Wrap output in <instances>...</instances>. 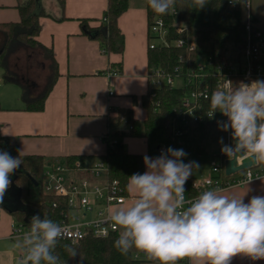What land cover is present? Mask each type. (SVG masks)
<instances>
[{"label":"trees","instance_id":"obj_1","mask_svg":"<svg viewBox=\"0 0 264 264\" xmlns=\"http://www.w3.org/2000/svg\"><path fill=\"white\" fill-rule=\"evenodd\" d=\"M59 1L64 6V0ZM146 1L149 28L156 16L162 17L169 29L168 38L170 40L186 38L194 44V48H180L175 45L149 48V74L155 69L174 73L175 69L180 66L181 75L184 76L186 84L183 87L166 84L155 88L148 77V92L141 97L146 118L141 121L135 118L131 109H121L118 123L126 125L128 129L110 131L109 136L104 138L107 150L102 158L108 167L106 179L108 181L117 180L124 194L127 195H129L126 188L128 176L137 172L143 173L145 166L144 154L131 153L127 150L126 137L145 138L147 152L151 157L158 156L159 147L165 145L166 148L171 146L184 149L188 154L185 158L188 160L200 155L228 158L221 152L222 145L219 140L223 137L224 144H227L230 133L220 131L217 126V121L226 120V117L219 112L213 118L208 116L212 90L210 89L209 97L201 101L200 109L195 111L197 116L195 119L189 113L185 114L183 98L196 86V79L190 75V70L203 57L209 55L228 54L230 60L240 59L246 49L249 32L244 0H208L206 6L201 9H196L192 0H177L175 8L164 16L155 13L149 7L148 0ZM16 7L19 11V20L0 22V64L3 79L5 83H14L21 87L26 110L42 111L59 76L53 51L37 39L41 29L40 18L46 13L40 7L39 0H17ZM128 7L129 0H108L105 11L106 21H102L95 27L89 26L86 19L81 22L85 34L99 40L105 53L121 54L124 52L125 36L119 26V18ZM258 21L257 16L252 12L250 30L253 41L256 40V33L259 29ZM179 23L186 26L183 33L177 30ZM27 50H40L42 60L46 64V77L41 90H31L32 85L28 76L21 74L12 64L14 55ZM115 69L121 73L122 63H119ZM235 82L238 81L235 80ZM174 127L181 131L180 135H175ZM3 145L12 157H19L22 165L11 174L10 187L3 201L0 202V206L8 210L16 221L27 223L31 217L39 214L41 218L47 216L60 223L67 208L66 198L44 190V173L50 164L49 160L41 154H20L18 148L10 143L9 138L0 132V151L3 150ZM85 158V155H71L59 159L54 164L66 165L73 170L77 168V161L84 166ZM252 169L264 173V166H256ZM242 173L243 171L231 176L222 174V178L225 183H234ZM185 188L187 195L191 198L204 191L195 188L190 179L186 182ZM33 191L37 192L38 200H33ZM12 192L13 195H11ZM118 235L119 231H114L107 237L88 235L76 244H72L68 239H62L56 252L61 259L67 260V264L154 263V261H149L142 252L133 251L128 255L118 252L114 247V241ZM65 244L75 246L80 256L77 255L75 259H70L64 250L63 245ZM181 263L182 261L178 262V264Z\"/></svg>","mask_w":264,"mask_h":264},{"label":"clouds","instance_id":"obj_2","mask_svg":"<svg viewBox=\"0 0 264 264\" xmlns=\"http://www.w3.org/2000/svg\"><path fill=\"white\" fill-rule=\"evenodd\" d=\"M246 2V0H245ZM177 0H148L149 7L164 16ZM196 9L208 0H192ZM219 112L226 120L218 129L229 132L232 143H219L230 160L246 157L252 166H264V80L248 83L224 81L210 96L208 116ZM188 154L171 146L151 157L145 154L143 173L128 176L127 191L135 196L129 206H117L107 217L119 235L115 249L122 255L136 251L158 264H232L237 256L251 261L264 260V195L225 194L221 187L209 188L186 198V182L196 161L185 163ZM19 157L0 151V202L10 187V176L20 166ZM65 227L39 214L31 217L29 229L15 237L14 247L21 252L19 264H67L56 248L64 238ZM70 259L80 256L78 249L63 245ZM81 258V257H80ZM82 261V258H81Z\"/></svg>","mask_w":264,"mask_h":264},{"label":"crops","instance_id":"obj_3","mask_svg":"<svg viewBox=\"0 0 264 264\" xmlns=\"http://www.w3.org/2000/svg\"><path fill=\"white\" fill-rule=\"evenodd\" d=\"M39 2L46 15L40 18L37 39L53 51L59 76L46 99L44 110L29 111L25 108L21 87L5 83L2 73L0 132L9 138L20 154L44 155L49 160L48 166L71 155H85L84 167L89 168L103 160L107 132L128 129L118 123L121 109H131L135 118L141 121L146 118L141 97L149 89L147 1L129 0L128 9L119 18L125 36V49L121 54L105 53L99 40L85 34L81 25L85 19L91 27L104 21L108 0H64V6L59 0ZM16 5L17 0H0V22L19 20ZM256 16L259 20L257 26L264 29V15ZM32 51L28 54L30 74L26 75L32 89L37 91L45 81L46 64L40 50ZM32 56L38 57V61ZM119 63H122L120 74L111 78L100 74L115 69ZM37 71L44 74V78H34ZM2 81L4 85H1ZM111 90L113 95H110ZM125 145L131 153L148 155L145 138L126 137ZM193 173L189 178L192 182L196 181ZM87 174L81 170L73 171L70 176L76 178ZM225 189V194L238 196L249 189L244 197L247 202L253 195H264V176ZM129 196L132 199L111 205L109 211L117 206L131 205L135 196L130 193ZM14 221L15 217L0 206V264H19L21 252L14 247L15 239L11 237ZM232 264H264V260L253 262L237 256Z\"/></svg>","mask_w":264,"mask_h":264},{"label":"built area","instance_id":"obj_4","mask_svg":"<svg viewBox=\"0 0 264 264\" xmlns=\"http://www.w3.org/2000/svg\"><path fill=\"white\" fill-rule=\"evenodd\" d=\"M243 5L247 13V46L243 55L238 60H230L228 54L209 55L203 57L202 60L190 70V75L196 79V86L189 91L183 98V106L185 114L189 113L195 119V111L200 109L201 101L207 99L218 86H222L225 79L234 83L251 80H264V29H258L256 40H252L250 14L252 13L251 0L243 1ZM106 21V17L104 18ZM186 26L179 23L178 32L183 33ZM169 29L165 25L162 17L156 16L149 28V48L169 47L175 45L180 48L193 49L194 44L190 43L186 38H178L170 40L168 38ZM108 78L116 76L119 73L116 69H108L101 72ZM151 85L155 88L169 84L174 85V81L181 79L183 87L185 83L184 76L181 75V67L178 66L174 73H167L162 69H155L148 73ZM238 81V82H235ZM1 81V75H0ZM212 86V87H211ZM110 91V95H113ZM185 118V116H184ZM186 120V119H185ZM175 135H180L181 131L174 127ZM109 136V132L104 138ZM166 149L165 145L159 147ZM227 158L219 157V161H212V170L214 176L197 180L193 182V186L197 189L207 190L213 187L227 188L234 185H245L264 176L253 169L243 171L242 175L234 183H225L222 174H225L224 163ZM77 168L62 164H54L47 166L45 169L44 190L56 196L66 198L67 208L64 211V217L60 224L65 227L63 239H68L72 244L79 243L88 235L95 237H107L114 231H119L118 227L105 219L109 214L110 206L113 204L124 203L131 196L124 194L123 188L117 180L108 181L106 173L108 171L105 160H100L93 166L86 168L76 163ZM87 171V175L72 178L70 175L73 171ZM186 198H191L185 193ZM56 205V204H54ZM29 222L14 221L12 224L11 237L22 234L29 229ZM144 256L145 254L142 253ZM22 255V254H21ZM138 256V255H136ZM146 257V256H145ZM189 260L185 258L181 264H189Z\"/></svg>","mask_w":264,"mask_h":264},{"label":"rangeland","instance_id":"obj_5","mask_svg":"<svg viewBox=\"0 0 264 264\" xmlns=\"http://www.w3.org/2000/svg\"><path fill=\"white\" fill-rule=\"evenodd\" d=\"M252 2V12L255 15H259L262 14L264 15V0H251ZM33 52L32 50H27V51H21L19 53H17L16 55L13 56V62L15 64V67L17 68V70L19 72H21V74H30V69H29V64H30V60L28 57V54ZM27 53V54H26ZM32 59H34L36 62L38 61V57L36 56H32ZM1 64H0V75L2 76L3 71H1ZM40 71V70H38ZM36 72L34 74V78L37 77L38 80H40L41 78H44V74H40V72ZM43 73V72H41ZM182 81L181 79H176L174 81V85H181ZM3 81H2V84ZM44 83L40 85V90L42 89ZM31 90H33L31 88ZM34 91V90H33ZM41 92V91H40ZM230 138V136H229ZM232 143L231 139H229L228 143ZM213 159L219 161V157H213L211 155H200V156H193L190 160L191 161H196L199 164V169H194V173L193 176L196 178L197 180H202L204 178L210 177V176H214L215 173L212 170V161ZM185 163L189 162L190 160H188L187 158H184ZM32 198L33 200H38V194L36 191L32 192ZM153 264H158V262L154 261Z\"/></svg>","mask_w":264,"mask_h":264},{"label":"water","instance_id":"obj_6","mask_svg":"<svg viewBox=\"0 0 264 264\" xmlns=\"http://www.w3.org/2000/svg\"><path fill=\"white\" fill-rule=\"evenodd\" d=\"M2 149V151H6L7 153H9L5 145H3ZM254 167L256 166H252L246 157H240L238 160H230L229 158H227L224 163L225 174L227 176H231L239 172L252 169ZM11 195H13V192L11 193Z\"/></svg>","mask_w":264,"mask_h":264},{"label":"bare ground","instance_id":"obj_7","mask_svg":"<svg viewBox=\"0 0 264 264\" xmlns=\"http://www.w3.org/2000/svg\"><path fill=\"white\" fill-rule=\"evenodd\" d=\"M27 54V53H26ZM117 143V142H116ZM179 145V144H178ZM110 180V179H109ZM80 243V242H79Z\"/></svg>","mask_w":264,"mask_h":264}]
</instances>
